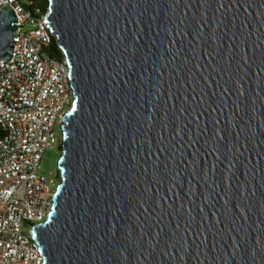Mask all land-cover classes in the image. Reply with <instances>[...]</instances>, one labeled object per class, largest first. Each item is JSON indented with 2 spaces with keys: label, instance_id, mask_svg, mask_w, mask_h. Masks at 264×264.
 <instances>
[{
  "label": "water",
  "instance_id": "water-1",
  "mask_svg": "<svg viewBox=\"0 0 264 264\" xmlns=\"http://www.w3.org/2000/svg\"><path fill=\"white\" fill-rule=\"evenodd\" d=\"M48 1L74 100L44 264H264V0Z\"/></svg>",
  "mask_w": 264,
  "mask_h": 264
},
{
  "label": "built area",
  "instance_id": "built-area-1",
  "mask_svg": "<svg viewBox=\"0 0 264 264\" xmlns=\"http://www.w3.org/2000/svg\"><path fill=\"white\" fill-rule=\"evenodd\" d=\"M0 5L13 8L18 26L12 56L0 60V264H44L33 227L48 218L61 176L38 171L45 149L62 144L74 88L46 21L49 3Z\"/></svg>",
  "mask_w": 264,
  "mask_h": 264
},
{
  "label": "rangeland",
  "instance_id": "rangeland-1",
  "mask_svg": "<svg viewBox=\"0 0 264 264\" xmlns=\"http://www.w3.org/2000/svg\"><path fill=\"white\" fill-rule=\"evenodd\" d=\"M61 154V145L60 148H58V146H55L45 149L40 161V169L38 172L46 176L56 174L57 171H59L58 161Z\"/></svg>",
  "mask_w": 264,
  "mask_h": 264
},
{
  "label": "trees",
  "instance_id": "trees-1",
  "mask_svg": "<svg viewBox=\"0 0 264 264\" xmlns=\"http://www.w3.org/2000/svg\"><path fill=\"white\" fill-rule=\"evenodd\" d=\"M37 3L41 4L42 6H46L48 5L49 1L48 0H35ZM54 48L56 49V51L60 52V49L57 47V45H54Z\"/></svg>",
  "mask_w": 264,
  "mask_h": 264
}]
</instances>
